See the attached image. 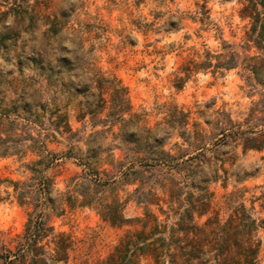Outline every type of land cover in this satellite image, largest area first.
I'll list each match as a JSON object with an SVG mask.
<instances>
[{"label":"rangeland","instance_id":"374dc122","mask_svg":"<svg viewBox=\"0 0 264 264\" xmlns=\"http://www.w3.org/2000/svg\"><path fill=\"white\" fill-rule=\"evenodd\" d=\"M14 5L20 8L8 12ZM246 5V0H0V12L6 13L0 15V117L17 124L15 133L26 139L25 148L32 145L27 134L38 147L0 158V264L14 259L29 213L52 229L39 243L46 257L53 254L52 236L63 234L70 246L66 262L58 264H101L124 235L141 229L137 221L145 208L167 226L177 220H166L160 212L169 205L170 180L183 187L182 197L204 192L173 164L152 162L136 175L141 166L126 159L113 138L118 126L108 131L109 81L127 90L130 113L140 118L137 127L149 128L170 155L176 156L178 148L197 153L166 124L172 107L187 113L186 133H198L201 153L218 165L226 160L228 171L225 182L206 186L210 208L194 222L202 226L213 218L223 224L244 205L258 225L257 264H264V145L261 151H243L242 144L264 132V85L239 66L193 73L175 88L176 80L185 77L184 64L201 62L205 51L222 53L223 43L240 55H260L243 49L250 28L241 14ZM55 108L65 118L59 128L56 116H50ZM227 118L235 135L211 141L216 120ZM8 134L0 127L1 138ZM42 157L39 177L51 180L55 202L40 197L21 205L8 181L28 182V167ZM83 195L90 206L81 204ZM151 195L159 201L148 203ZM67 197L76 203L69 206ZM114 204L127 221L122 226L102 217ZM136 264L153 261L140 256Z\"/></svg>","mask_w":264,"mask_h":264},{"label":"trees","instance_id":"16d2710c","mask_svg":"<svg viewBox=\"0 0 264 264\" xmlns=\"http://www.w3.org/2000/svg\"><path fill=\"white\" fill-rule=\"evenodd\" d=\"M246 1L247 5L242 8L241 14L249 20L250 28L245 34L243 49L246 52L253 49L260 55H240L232 46L223 43L222 53L213 55L205 51L201 62L189 61L184 64L181 72L185 77L176 80V89H180L184 79L189 78L193 73L208 70H212V73H219L220 70H231L239 66L249 73L250 79L264 85V0ZM19 8L20 5H14L7 10L9 12ZM5 14L0 12V15ZM99 88L100 86L97 87L98 90ZM108 91L110 92L108 131L118 126V133L113 134V138L118 141V148L124 152L125 158L136 161L141 166L140 170L135 171L136 175L145 172L151 166L149 163L152 162L173 164L178 173L184 172V178L195 190L204 192L197 195L188 192L182 197L183 187L170 180L169 205L167 211L160 209V212L166 220L170 217H176L177 220L171 226H167L162 224L148 208H145L144 218L137 221L141 229L124 235L114 251L101 264H136L140 256H149L153 264H257L261 245L255 237L258 225L244 205L240 204L235 207L223 224L213 218H208L202 226L194 222L195 216H204L209 211L211 193L208 192L206 186L220 180L225 182L228 171L223 168L226 160L220 161L221 164L218 165V161L212 160L213 157L207 158L201 153L204 145L201 144V136L198 133H194L193 136L186 133L187 113L172 107L166 124L173 130L178 129L188 148L194 149L197 153L189 155L186 154L188 150L178 148L177 155L173 156L163 150V140H158L149 128L139 129L137 127L136 123L140 118L130 113L131 106L126 97L127 90L119 87L114 81H109ZM40 108L45 112L46 106H40ZM57 112L55 108L50 116H56L55 127L59 128V124L64 122L65 118ZM207 124L212 123L208 121ZM16 126L14 121H7L0 117V127L9 131L5 138L0 137V158L22 154L26 150L38 151L37 142L29 134H27V139L32 142V145L24 147L23 142L26 139H23L21 135H16ZM63 127L65 132H70L66 123ZM233 127L230 119L227 118L224 121L217 119L212 129L213 139L211 141L214 139L221 141L219 137L235 135L232 131ZM242 144L243 151H261L264 145V132L256 137L242 139ZM41 154L39 152V155ZM179 160H182L181 164L178 163ZM44 161L45 157H42L28 167L32 175L28 182L8 181L12 185L13 194L19 204L30 205L33 201L38 202L40 197L45 199V203L54 204L55 199L51 197L52 182L50 179H40V171L37 169L38 166L44 165ZM219 170L223 171V175H219ZM76 201L77 199L72 197L64 200L69 206H73ZM155 201H159V198L151 195V199L147 202L151 204ZM91 202L83 195L82 205L90 206ZM28 216L22 237L23 242L19 244L14 259L6 258V263L58 264L66 262L67 250L70 246L67 238L63 234L53 235L50 241L54 246L53 254L46 257L44 246H40L39 243L48 234H52V229L45 227L46 220L41 216L33 217L32 213ZM102 217L111 226H122L127 223L120 213L119 204L107 206Z\"/></svg>","mask_w":264,"mask_h":264}]
</instances>
